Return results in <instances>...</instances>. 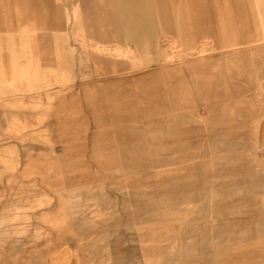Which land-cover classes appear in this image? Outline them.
Listing matches in <instances>:
<instances>
[{
	"label": "rangeland",
	"instance_id": "rangeland-1",
	"mask_svg": "<svg viewBox=\"0 0 264 264\" xmlns=\"http://www.w3.org/2000/svg\"><path fill=\"white\" fill-rule=\"evenodd\" d=\"M146 4L165 46L95 70L77 33L0 29V264H264V0Z\"/></svg>",
	"mask_w": 264,
	"mask_h": 264
},
{
	"label": "bare ground",
	"instance_id": "bare-ground-1",
	"mask_svg": "<svg viewBox=\"0 0 264 264\" xmlns=\"http://www.w3.org/2000/svg\"><path fill=\"white\" fill-rule=\"evenodd\" d=\"M6 1L9 2V0ZM11 1L13 2V0ZM146 3L147 0H74L78 12L73 17L69 14L61 15L56 10L53 12L54 17L50 13L42 19L39 15L38 17H31V13L28 15L22 10L21 6H18L19 14H17L15 21L13 20V14L8 12L5 7L3 9L4 13H1L2 8L0 7V29L3 28L7 32L16 28H23L22 31L26 34V37H29L31 32L42 29L41 25L58 30L65 29L68 30V33L74 35L77 33L81 40L80 51L85 55L88 67L95 70L102 64V56L126 58L130 56L131 59L135 60L136 56L132 53L136 46L126 44L127 46L124 48L120 42L122 40H130L138 46L145 39L155 43V47L158 49L165 46L164 40L157 37L155 18L151 7ZM7 5L9 6L10 2ZM44 5L49 6V8L54 6L52 0H45ZM106 25L110 26L108 33L102 28ZM94 26L100 27L96 35ZM97 36L103 41H113L118 45L104 46L105 43L103 45L96 40ZM33 61L35 62V59ZM33 61L32 59L28 60L25 65L21 66V76L30 83L40 80H44L45 83L48 77L46 72ZM50 84H45V86ZM136 113L129 112L128 115L136 117ZM221 254L220 251L217 256L221 257ZM53 261V264H71L67 255L56 256Z\"/></svg>",
	"mask_w": 264,
	"mask_h": 264
}]
</instances>
